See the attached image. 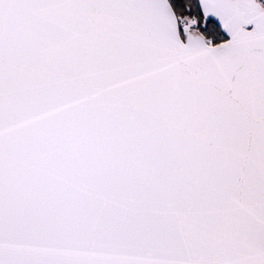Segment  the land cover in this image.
<instances>
[{
	"label": "snow or ice",
	"instance_id": "snow-or-ice-1",
	"mask_svg": "<svg viewBox=\"0 0 264 264\" xmlns=\"http://www.w3.org/2000/svg\"><path fill=\"white\" fill-rule=\"evenodd\" d=\"M0 264H264V0H0Z\"/></svg>",
	"mask_w": 264,
	"mask_h": 264
}]
</instances>
